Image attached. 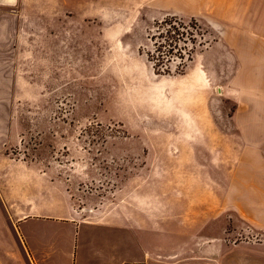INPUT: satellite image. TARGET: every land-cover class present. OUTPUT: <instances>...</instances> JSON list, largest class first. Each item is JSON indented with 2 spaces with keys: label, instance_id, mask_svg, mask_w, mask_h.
<instances>
[{
  "label": "rangeland",
  "instance_id": "374dc122",
  "mask_svg": "<svg viewBox=\"0 0 264 264\" xmlns=\"http://www.w3.org/2000/svg\"><path fill=\"white\" fill-rule=\"evenodd\" d=\"M200 7L188 0H17L8 20L16 34L4 42L24 47L26 58L5 78L10 122L21 129L10 152L46 181H60L83 212L108 211L124 190L195 189L197 217L207 219L224 264L253 257L264 264V231L252 212L262 197L239 193L246 166L238 165L229 118L236 93L264 85L226 83L237 69L224 68L220 47L203 53L220 28ZM170 16H193L208 34L197 47L202 54L184 67L176 58L161 72L148 58L150 36ZM11 221L0 214V264H28Z\"/></svg>",
  "mask_w": 264,
  "mask_h": 264
},
{
  "label": "crops",
  "instance_id": "0c3cea01",
  "mask_svg": "<svg viewBox=\"0 0 264 264\" xmlns=\"http://www.w3.org/2000/svg\"><path fill=\"white\" fill-rule=\"evenodd\" d=\"M188 2L209 11V20L220 28L218 39L203 53L224 50V68L237 69L226 83L264 85V0ZM15 3L0 0V214L2 221L5 213L12 219L28 264H224V252L213 251L207 219L197 217L195 189L124 190V199L110 201L108 211L83 212L60 181H46L32 163L11 154L21 129L10 122L14 113L5 106V78L26 58L24 47L4 42L16 34L8 23ZM232 98L229 118L238 137V165L246 166L243 177L238 171V190L262 197L253 201L252 212L264 231V86ZM44 195L48 198H39ZM251 259L246 264H261L260 257Z\"/></svg>",
  "mask_w": 264,
  "mask_h": 264
},
{
  "label": "trees",
  "instance_id": "16d2710c",
  "mask_svg": "<svg viewBox=\"0 0 264 264\" xmlns=\"http://www.w3.org/2000/svg\"><path fill=\"white\" fill-rule=\"evenodd\" d=\"M208 34V29L195 18L184 20L170 16L156 22L151 34L153 50L148 54L152 66L161 72H168L170 63L178 58L181 67L192 60L197 47Z\"/></svg>",
  "mask_w": 264,
  "mask_h": 264
},
{
  "label": "built area",
  "instance_id": "2783aa9c",
  "mask_svg": "<svg viewBox=\"0 0 264 264\" xmlns=\"http://www.w3.org/2000/svg\"><path fill=\"white\" fill-rule=\"evenodd\" d=\"M124 264H136V263H133V262H126Z\"/></svg>",
  "mask_w": 264,
  "mask_h": 264
}]
</instances>
